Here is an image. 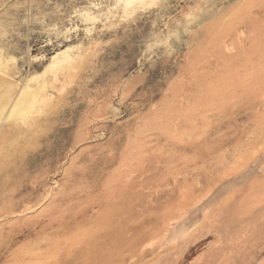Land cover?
Listing matches in <instances>:
<instances>
[{
	"label": "rangeland",
	"instance_id": "obj_1",
	"mask_svg": "<svg viewBox=\"0 0 264 264\" xmlns=\"http://www.w3.org/2000/svg\"><path fill=\"white\" fill-rule=\"evenodd\" d=\"M0 264H264V0H0Z\"/></svg>",
	"mask_w": 264,
	"mask_h": 264
}]
</instances>
